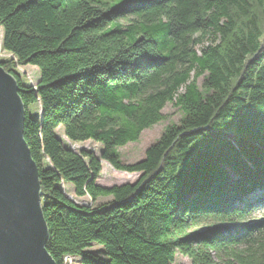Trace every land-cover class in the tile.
Returning <instances> with one entry per match:
<instances>
[{"label":"trees","instance_id":"obj_1","mask_svg":"<svg viewBox=\"0 0 264 264\" xmlns=\"http://www.w3.org/2000/svg\"><path fill=\"white\" fill-rule=\"evenodd\" d=\"M0 28L57 264H174L177 251L191 264H264V218L253 220L264 208V0H0ZM23 65L38 68L35 85ZM168 103L180 122L123 162L119 148ZM59 127L103 150L68 148ZM102 160L140 175L104 186ZM234 219L248 221L235 235L212 226Z\"/></svg>","mask_w":264,"mask_h":264},{"label":"water","instance_id":"obj_2","mask_svg":"<svg viewBox=\"0 0 264 264\" xmlns=\"http://www.w3.org/2000/svg\"><path fill=\"white\" fill-rule=\"evenodd\" d=\"M25 115L17 78L0 65V264H57L46 247L50 231Z\"/></svg>","mask_w":264,"mask_h":264},{"label":"rangeland","instance_id":"obj_3","mask_svg":"<svg viewBox=\"0 0 264 264\" xmlns=\"http://www.w3.org/2000/svg\"><path fill=\"white\" fill-rule=\"evenodd\" d=\"M122 22L126 23L127 20H122ZM2 38H3V30L0 28V60H5L12 57V54L4 50ZM16 72L20 75V78L23 83H27V84L29 83L33 85H35L38 82L40 75L38 68L32 65L17 66ZM203 81H204L203 76L198 78V84L200 86L202 85ZM29 112L33 116H39L40 105L34 104L30 106ZM163 113L165 114V118L159 123L155 124L154 126L143 130L138 141L130 142L125 146L119 148V152L123 162L132 163L144 158L147 148L160 138L166 127L174 123H179L183 116L181 109L178 106L174 105L173 103H168L163 108ZM56 133L58 134L59 137H61L65 146L73 149L76 152H80L83 149L90 150L93 151L97 156H99L101 151L103 150V145L93 140H87L78 143L69 141L67 138H65L64 130L62 127H59L56 130ZM101 164H102V170L97 179V182L104 186H112L114 184L134 182L135 180L138 179L140 175L139 173H128L125 171L117 170L113 168V166H111L110 163H108L105 160H102ZM63 189L69 196H71L74 193L73 186L69 183L64 184ZM76 199L80 203L90 201V198L88 197L86 198L76 197ZM109 199L110 197L100 198L99 201L96 202L95 204L100 203L102 201L103 202L108 201ZM263 218H264V208L254 212L253 220H258ZM245 222L248 221L234 219L223 222L220 221L214 223L212 226L214 228H217L220 233H223L225 235H229V234L235 235L237 231L241 230ZM210 228L211 225L202 224L200 230L203 232H207L208 230H210ZM262 232L264 233V229L262 230ZM254 234H257V232H255ZM93 249H100V246L94 245ZM212 253L215 257V260H218L215 252ZM174 264H191V260L189 257L177 251Z\"/></svg>","mask_w":264,"mask_h":264}]
</instances>
